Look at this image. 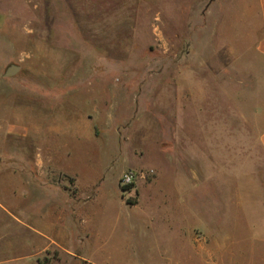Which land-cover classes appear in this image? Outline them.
<instances>
[{"label": "rangeland", "instance_id": "1", "mask_svg": "<svg viewBox=\"0 0 264 264\" xmlns=\"http://www.w3.org/2000/svg\"><path fill=\"white\" fill-rule=\"evenodd\" d=\"M256 4L0 0V174L57 185L23 188L34 230L0 211V264H165L208 225L264 264Z\"/></svg>", "mask_w": 264, "mask_h": 264}, {"label": "crops", "instance_id": "2", "mask_svg": "<svg viewBox=\"0 0 264 264\" xmlns=\"http://www.w3.org/2000/svg\"><path fill=\"white\" fill-rule=\"evenodd\" d=\"M256 3L259 18V35L254 52L259 60V70L264 73V0H256ZM225 71L227 84L229 80H236L237 86L242 84L241 73L233 68L232 62L226 63ZM248 77L250 78L251 86L255 82V77L249 73ZM231 86H234V84H231ZM259 143L264 151V131L259 136ZM36 165L39 166L38 164ZM34 184L37 186L42 184L43 188L51 185L57 186L52 178L43 175L19 176L17 183L14 184L10 177L0 174V211L2 216L6 218L11 217L19 224L33 228L26 221L29 218L28 213L30 208H28V202L25 201L27 194H23L22 190L23 188H28L30 185L34 186ZM9 200L13 201L11 206L7 204ZM210 226L208 225L205 229H192L190 239L186 242V239L183 238L181 244L178 245L180 249L178 248L177 255L167 252L165 254L166 259L164 260L163 256L160 259H163L165 264H186V262L193 264H242L239 259L235 258L232 245H230L235 240V237L230 233H226L220 229H213ZM187 245L190 247V253L186 251ZM54 246L56 245H51V247Z\"/></svg>", "mask_w": 264, "mask_h": 264}, {"label": "built area", "instance_id": "3", "mask_svg": "<svg viewBox=\"0 0 264 264\" xmlns=\"http://www.w3.org/2000/svg\"><path fill=\"white\" fill-rule=\"evenodd\" d=\"M136 175L134 172H128L126 173L122 178V184L123 186H130L135 182Z\"/></svg>", "mask_w": 264, "mask_h": 264}, {"label": "water", "instance_id": "4", "mask_svg": "<svg viewBox=\"0 0 264 264\" xmlns=\"http://www.w3.org/2000/svg\"><path fill=\"white\" fill-rule=\"evenodd\" d=\"M20 70V67L17 65H11L5 72L6 77H13L15 76Z\"/></svg>", "mask_w": 264, "mask_h": 264}, {"label": "trees", "instance_id": "5", "mask_svg": "<svg viewBox=\"0 0 264 264\" xmlns=\"http://www.w3.org/2000/svg\"><path fill=\"white\" fill-rule=\"evenodd\" d=\"M133 187H134V186H133V184H132V185H130V186H126V187H124V190H125V191H127V190H131ZM128 204H129V205H134L131 201H129Z\"/></svg>", "mask_w": 264, "mask_h": 264}]
</instances>
